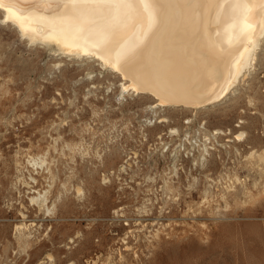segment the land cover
I'll return each mask as SVG.
<instances>
[{
	"label": "rangeland",
	"instance_id": "rangeland-1",
	"mask_svg": "<svg viewBox=\"0 0 264 264\" xmlns=\"http://www.w3.org/2000/svg\"><path fill=\"white\" fill-rule=\"evenodd\" d=\"M262 46L194 110L124 92L0 16V264H264Z\"/></svg>",
	"mask_w": 264,
	"mask_h": 264
},
{
	"label": "bare ground",
	"instance_id": "bare-ground-1",
	"mask_svg": "<svg viewBox=\"0 0 264 264\" xmlns=\"http://www.w3.org/2000/svg\"><path fill=\"white\" fill-rule=\"evenodd\" d=\"M0 16L31 45L119 75L124 92L194 110L226 99L264 43V0H0Z\"/></svg>",
	"mask_w": 264,
	"mask_h": 264
},
{
	"label": "snow or ice",
	"instance_id": "snow-or-ice-1",
	"mask_svg": "<svg viewBox=\"0 0 264 264\" xmlns=\"http://www.w3.org/2000/svg\"><path fill=\"white\" fill-rule=\"evenodd\" d=\"M66 2L91 4V3H113V2H117V0H66Z\"/></svg>",
	"mask_w": 264,
	"mask_h": 264
}]
</instances>
